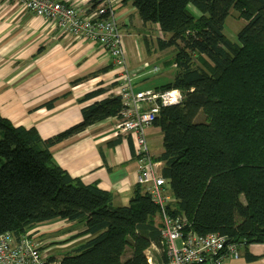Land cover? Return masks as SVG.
Listing matches in <instances>:
<instances>
[{
  "label": "trees",
  "instance_id": "obj_1",
  "mask_svg": "<svg viewBox=\"0 0 264 264\" xmlns=\"http://www.w3.org/2000/svg\"><path fill=\"white\" fill-rule=\"evenodd\" d=\"M123 2L144 24L158 25L163 36L153 40L157 50L176 51L166 62L176 64V74L157 89L178 88L184 100L161 106L154 122L163 133V151L154 160L164 163L161 174L174 198L169 214L185 217L186 230L199 235L219 233L245 247L264 244V0ZM233 10L246 22L237 41L225 33ZM106 92L98 88L80 101ZM122 109L121 97L109 95L84 106L81 122L48 139L0 113V234L20 238L66 220L82 227L76 238H87L62 253L58 264H149L152 245L166 259L160 208L143 185L128 205H115L112 192L72 177L51 152Z\"/></svg>",
  "mask_w": 264,
  "mask_h": 264
},
{
  "label": "crops",
  "instance_id": "obj_2",
  "mask_svg": "<svg viewBox=\"0 0 264 264\" xmlns=\"http://www.w3.org/2000/svg\"><path fill=\"white\" fill-rule=\"evenodd\" d=\"M56 1H67L84 10L90 9L93 2ZM190 9L196 15L200 14L195 7L190 6ZM116 15L125 41L127 65L134 74L136 89H157L161 85L142 87L149 83L151 78L148 73L158 68L157 56L163 52L157 50L152 43L153 38H158V25L144 24L131 3H124L123 0L117 5ZM135 26L142 30L134 33L132 29ZM153 28L158 31L157 34L153 35L150 31ZM147 39L151 40L149 57L155 56L152 59L143 55L140 47L142 41L146 45ZM152 60L155 64L150 68ZM107 66L114 68L73 84L75 80ZM166 68L170 71L166 72ZM158 69L160 74L168 78V82L176 74V64L165 63L162 71L161 67ZM121 70L100 45L62 35L53 22L36 16L14 1L0 0V113L15 125L35 127L42 138L48 139L78 124L83 119L84 106L109 95H117ZM114 83L117 85L112 87ZM98 88H106L107 92L96 98L80 101ZM51 101L52 108L46 107V103ZM115 124V117L97 122L55 144L51 147V152L55 162L72 177L80 178L86 184L96 183L100 188L112 192L114 204L119 206L129 204L132 192L138 185L139 158L136 153V136L118 134ZM146 133L150 153L156 159L163 151L162 130L154 124L146 129ZM155 162L156 171L161 174L164 163ZM72 224L74 223L66 220L50 222L36 227L33 233L36 240L44 236L45 240L38 242L53 259L59 255L54 252L58 245L49 243L65 240L66 243L59 245L63 248L60 259L62 253L87 238L73 237L78 231H69ZM65 228L68 230L63 231ZM247 252L257 258L248 259ZM147 254L153 263L164 261L161 251L154 245L147 250ZM222 264H264V244L240 246V257L228 258Z\"/></svg>",
  "mask_w": 264,
  "mask_h": 264
},
{
  "label": "built area",
  "instance_id": "obj_3",
  "mask_svg": "<svg viewBox=\"0 0 264 264\" xmlns=\"http://www.w3.org/2000/svg\"><path fill=\"white\" fill-rule=\"evenodd\" d=\"M9 1H14L23 9L53 22L62 35L100 45L107 50L116 66L122 68L117 95L121 97L123 109L115 116V129L118 134L136 136L138 183L145 187L160 208L166 259L153 263L151 257H148L149 264H222L228 258H239L240 244L229 242L228 237L219 233L199 235L192 230H186V218L172 216L168 212V204L174 198L168 188L167 179L156 171L146 129L154 125L161 106L182 103L184 94L178 88L136 89L134 74L127 65L125 41L116 15V8L121 0H98L88 10L67 1ZM158 35L163 36L160 30ZM51 258L48 251L42 249L35 239L33 231L20 238L9 233L0 234V264H58L59 260Z\"/></svg>",
  "mask_w": 264,
  "mask_h": 264
},
{
  "label": "rangeland",
  "instance_id": "obj_4",
  "mask_svg": "<svg viewBox=\"0 0 264 264\" xmlns=\"http://www.w3.org/2000/svg\"><path fill=\"white\" fill-rule=\"evenodd\" d=\"M245 21L243 20V19H240L239 17H238V14H237V12L236 11H232L231 12V15L228 17V19H227V21H226V27H225V33L227 34V36L232 40V41H237V33L239 32V30L241 29V28H243V26L245 25ZM142 29H140V28H138V27H134L133 29H132V31L134 32V33H138L139 31H141ZM148 30V29H147ZM124 31V30H123ZM152 33H153V35L154 34H157V32L158 31H156V29L155 28H153L152 30H150ZM125 32V31H124ZM127 32V31H126ZM155 32V33H154ZM157 37H159V35L157 36ZM149 40V39H148ZM153 40H154V38H153ZM141 42V41H140ZM144 41H142V45H140V47H141V50H142V54L143 55H147V57L148 58H150V59H152V58H154L155 56H153L152 58L151 57H149L150 56V50H151V45H150V43H149V41H147V42H145V44L146 45H144V43H143ZM150 42H151V40H150ZM152 43H154L153 41H152ZM156 43V42H155ZM154 47V46H153ZM156 49H157V47H156ZM134 54H135V57L138 59V57H137V54H136V51H135V49H134ZM148 53V54H147ZM175 53H176V51H175V49L173 48V47H170V48H168V49H166V50H164L163 52H161V54L159 55V56H157V60H159V62H157L156 63V65H158V68L159 67H161V71L163 70V67H164V65H165V63L167 62V61H169L170 59H172L173 58V56L175 55ZM129 54H132V52H130ZM138 61V60H137ZM154 64H155V61H153L152 60V64H151V66H150V68H152L153 66H154ZM157 68V67H156ZM157 68V70H155L154 72H150V73H148V76H149V78H151L150 79V81H149V83L146 85V86H143L142 88H147V87H154V86H159V85H163V84H165L166 82H168V78H166L165 76H164V74H160L159 72H158V69ZM166 72L167 71H170V69L169 70H167V68H166V70H165ZM163 73H165V72H163ZM157 74H160V75H158V76H155V75H157ZM204 119V116H203V114H200V115H198V118H197V120H203ZM68 230V228H65V229H63V231H67ZM80 230H81V226L80 225H77L76 223H74V224H72L71 226H70V230L69 231H72V232H75V231H78L73 237H75L79 232H80ZM62 231V230H61ZM61 231H59V232H61ZM58 231H57V233H59ZM64 233V232H63ZM55 236H57V235H55ZM42 240H45L44 239V236H40L39 237V239L37 240V241H42ZM64 243H66L65 242V240L64 241H58V242H51V243H49V245H58L56 248H55V253L56 254H59V255H57V256H55V258L56 259H59V256H60V253H61V250L63 249V248H61L59 245H62V244H64ZM55 247V246H54Z\"/></svg>",
  "mask_w": 264,
  "mask_h": 264
}]
</instances>
